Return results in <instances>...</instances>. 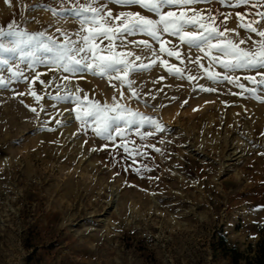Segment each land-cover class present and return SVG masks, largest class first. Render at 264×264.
<instances>
[{
  "label": "rangeland",
  "instance_id": "1",
  "mask_svg": "<svg viewBox=\"0 0 264 264\" xmlns=\"http://www.w3.org/2000/svg\"><path fill=\"white\" fill-rule=\"evenodd\" d=\"M75 3L0 0V29L12 24L26 33L23 57L0 53L9 61L0 63V264H235L226 255L233 248L248 256L264 227V85L245 79L259 80L257 70L229 72L211 59H225L216 49L208 55L168 33L164 47L175 45L179 59L144 33L129 35L127 41H149L157 55L132 43L117 47L140 57H125L134 65L149 67L111 79L41 63L55 53L38 49V42L52 37L63 44L65 34L78 39L79 20L62 11ZM189 7L214 16L221 31L226 19L225 35L236 42L250 37L242 48L253 49L259 39L238 27V13L244 22L259 20L251 6L215 0ZM108 8L114 16L133 11L155 18L136 5ZM253 26L264 29V21ZM28 36L36 39L27 43ZM172 65L181 74L170 72ZM205 69L236 82L209 79ZM68 93L72 99H56ZM76 96L126 109L121 115L135 123L118 120L121 134L106 140L91 121L81 125L77 114L88 109Z\"/></svg>",
  "mask_w": 264,
  "mask_h": 264
},
{
  "label": "snow or ice",
  "instance_id": "2",
  "mask_svg": "<svg viewBox=\"0 0 264 264\" xmlns=\"http://www.w3.org/2000/svg\"><path fill=\"white\" fill-rule=\"evenodd\" d=\"M215 0H85L84 3L73 4L70 8H64L62 11L69 12L80 22V33H78V39H72L65 34V41L63 44H59L54 38L49 37L48 42H38L36 47L43 49L48 53H55V57H48L47 60L41 59V63H47L51 60L58 69L66 73H76L80 71H91L94 75L106 76L111 73H125L129 71H139L148 68L149 65H134V63L125 57H135L139 60V56H135L132 52H118L117 47H127L128 43L135 44L137 47L148 48L152 51L154 56L157 55L155 49L147 40L141 41H127L129 35L136 33H144L151 37L154 41L160 43V52H167L169 56H177L179 54L172 48H165L167 43L163 41L162 34L168 33L173 36H178L181 43H186L189 48L207 49V54L211 55L212 49H216L218 53L222 54L225 59H221L220 56H211L213 61H218L222 67L231 72L237 69H255L257 75L261 78L256 79L255 76H247L245 79L251 80L255 85H264V29L254 27V24L264 21V11L259 9L264 8V0H222L229 6L239 7L241 5L251 6L257 11L255 15L259 17V20L252 19L248 22H244V17L239 13L237 14L240 23L239 28H243L250 33H256L259 37L254 42L253 49H246L240 47L245 43V39H240L238 42L231 37L225 35L228 31L226 19L221 21V26L224 31H221L220 27L215 26V17L209 14L207 17L201 15V12L191 9L189 6L200 3H212ZM6 3H10V0H6ZM110 3L122 5V6H139L141 9L146 10L149 13L154 14L152 16L142 15L140 12H119L116 16L108 8ZM47 7V5H44ZM165 8H179L189 9V11H181L179 13L174 11L165 12ZM23 11V7L21 8ZM53 14L56 15V11L53 10ZM219 15V13H218ZM119 22V23H117ZM14 25L8 26L9 30L5 32L0 29V37L7 36L9 39L7 44L0 40V53H7L10 56L20 54L24 55V49L22 45L26 43L22 37L26 35L25 32L13 31ZM194 28L196 31H186L187 28ZM59 31V29H58ZM38 35H44L40 33ZM236 36H239V32H236ZM36 39L35 36H28L27 43H31ZM119 39L120 45H114L113 40ZM107 40L108 44L104 47L100 45L103 41ZM99 41V43H97ZM107 53V54H105ZM34 57V54H32ZM199 60V57L197 58ZM156 61L153 60L152 63ZM0 63L7 65L9 61L7 59H0ZM37 63L36 58H33L29 67L35 66ZM51 67V65H49ZM203 67V65H201ZM169 71L173 74H181L182 70L175 65L169 66ZM206 75L209 79H224L230 82H236L232 80L228 75L221 76L220 73H208L205 69ZM21 73L14 72L13 76L17 79L21 77ZM120 75H116L115 79H126ZM24 79H27L26 77ZM36 79H39L37 75ZM67 79V77H65ZM111 79V76H110ZM188 79H194L189 76ZM237 80L239 78H236ZM5 82L0 78V85ZM43 84V81H40ZM132 81L128 80V86L131 87ZM241 88L244 85H239ZM206 91H215L213 88L205 89ZM249 91L255 93L256 88H252ZM37 101L42 99L41 96L36 95L33 91L31 93ZM135 95V92L133 93ZM58 100L72 99V94L68 93L63 97H56ZM115 99V98H114ZM77 104H83L88 110H81L77 114V118L80 119L81 125L85 126L91 121L94 126V130L98 136L108 140L114 139L113 132L117 135L121 134L120 126L117 121H123L125 125L135 123V119L128 118L121 115L122 111L126 109L118 108L117 106L101 105L99 101H88L87 96L81 100L79 96L75 97ZM90 105V107H89ZM32 111H36L35 108ZM111 113V114H110ZM134 115H139L134 114ZM148 123H156L150 118H147ZM157 128L162 130V126L157 124ZM151 133H149L150 135ZM125 147L124 145H121ZM125 150L126 147H125ZM158 150V149H157Z\"/></svg>",
  "mask_w": 264,
  "mask_h": 264
},
{
  "label": "trees",
  "instance_id": "3",
  "mask_svg": "<svg viewBox=\"0 0 264 264\" xmlns=\"http://www.w3.org/2000/svg\"><path fill=\"white\" fill-rule=\"evenodd\" d=\"M262 237L261 240L256 244L255 247H250L248 256L244 253L239 252L236 248L227 252V257H231L235 264H240L241 260H244L245 264H264V227L262 228ZM225 241V239H224Z\"/></svg>",
  "mask_w": 264,
  "mask_h": 264
}]
</instances>
